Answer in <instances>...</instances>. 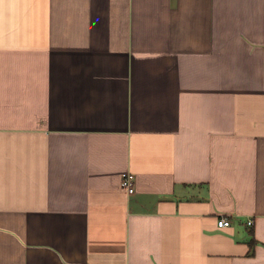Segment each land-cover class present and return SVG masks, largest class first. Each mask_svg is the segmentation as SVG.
<instances>
[{
	"label": "crops",
	"instance_id": "0c3cea01",
	"mask_svg": "<svg viewBox=\"0 0 264 264\" xmlns=\"http://www.w3.org/2000/svg\"><path fill=\"white\" fill-rule=\"evenodd\" d=\"M0 264H264V0H0Z\"/></svg>",
	"mask_w": 264,
	"mask_h": 264
},
{
	"label": "built area",
	"instance_id": "2783aa9c",
	"mask_svg": "<svg viewBox=\"0 0 264 264\" xmlns=\"http://www.w3.org/2000/svg\"><path fill=\"white\" fill-rule=\"evenodd\" d=\"M121 186L126 189L128 193H131L134 191V175L130 171H123L121 173ZM253 222V219L247 218L246 223L251 224ZM230 220L228 217L221 216L217 219V225L219 227H223L226 225H229Z\"/></svg>",
	"mask_w": 264,
	"mask_h": 264
}]
</instances>
